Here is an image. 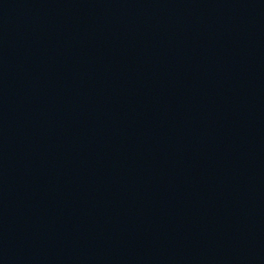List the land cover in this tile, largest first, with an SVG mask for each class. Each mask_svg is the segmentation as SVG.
Returning <instances> with one entry per match:
<instances>
[{
	"label": "water",
	"instance_id": "water-1",
	"mask_svg": "<svg viewBox=\"0 0 264 264\" xmlns=\"http://www.w3.org/2000/svg\"><path fill=\"white\" fill-rule=\"evenodd\" d=\"M0 264H264V0H0Z\"/></svg>",
	"mask_w": 264,
	"mask_h": 264
}]
</instances>
